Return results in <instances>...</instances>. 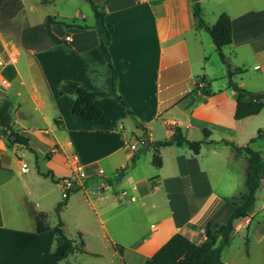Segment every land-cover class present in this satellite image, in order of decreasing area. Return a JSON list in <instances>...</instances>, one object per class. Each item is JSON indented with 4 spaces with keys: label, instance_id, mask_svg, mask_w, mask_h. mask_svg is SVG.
Masks as SVG:
<instances>
[{
    "label": "crops",
    "instance_id": "crops-1",
    "mask_svg": "<svg viewBox=\"0 0 264 264\" xmlns=\"http://www.w3.org/2000/svg\"><path fill=\"white\" fill-rule=\"evenodd\" d=\"M86 2L78 3L73 22L64 10L57 17L50 15L73 25L53 26L61 43L26 48L17 35L0 32V103L4 99L12 102L15 129L29 138L30 148L47 157L44 160L39 154L37 158L24 146L10 147L0 126V264H49L62 253L64 245L57 243L55 224L47 221L50 228L39 233L35 215L43 212L48 217L62 201L59 181L72 174L77 177L74 158L78 157L67 154H80L75 137L81 133L97 135L104 149L83 165L78 159L88 175L78 191L87 195V188L92 189L86 197L94 222L102 229L80 230L87 252L76 253L90 263L103 259V250L113 247L112 259L106 264H146L178 233L201 244L205 227L224 223L235 208L232 199L246 192L238 193L245 181L243 171L237 174L235 167L247 168L248 156L236 154L223 141L248 145L257 136L250 120L253 116L235 119L236 91L227 82V70L213 75L226 85L212 87L206 56L216 46L210 34L197 27L192 0H97L111 30L110 52L118 85L114 95L96 100L103 110L99 120L90 122L73 115L75 98L60 93L64 82H78L100 92L112 87L110 68L98 46L94 6ZM200 3L208 24H215L222 13L231 17L232 43L223 51L232 71H244L234 73L233 79L238 86L264 94V0ZM22 10L25 20H18L17 26L24 22L36 26L28 22L25 7ZM205 86L210 95L203 92ZM116 96L129 104L141 129L132 126L128 133L125 109ZM171 126H179L195 141L204 140L203 129H208L210 135L200 154L187 146L172 145L159 150L161 166L154 163L153 149L148 159L142 155L133 161L137 150H131L130 144L144 135L149 141L167 139ZM27 153L30 158L24 171ZM61 154L72 174L59 170ZM104 161L105 167L100 164ZM99 169L104 173L99 174ZM123 189L129 190L127 197L120 196ZM69 203L70 198L65 207ZM250 220L245 221L248 227ZM243 225L238 220L234 234ZM86 234L96 239L93 247Z\"/></svg>",
    "mask_w": 264,
    "mask_h": 264
},
{
    "label": "trees",
    "instance_id": "trees-1",
    "mask_svg": "<svg viewBox=\"0 0 264 264\" xmlns=\"http://www.w3.org/2000/svg\"><path fill=\"white\" fill-rule=\"evenodd\" d=\"M5 1V2H4ZM92 2V0H87ZM2 2V3H1ZM24 7L22 0H0V13L4 12L5 15L12 17L20 12ZM194 18L197 22V27L206 30L215 46L220 60L229 69V64L225 54L224 48L232 43V20L227 13H222L215 24H208L203 17V8L200 1L194 2ZM94 17L96 20L95 27L100 33L99 49L101 50L104 58L106 59L112 75V87L109 92H100L90 90L82 86L78 82L67 81L60 87V93L63 95L72 96L75 98L72 113L76 117L95 122L99 120L103 114V110L96 104V100L114 95L118 85V72L113 64L112 56L110 52V45L112 42V35L110 26L106 24L105 12L98 5L94 4L93 7ZM58 23H63L67 28L73 26L65 22L56 21L54 17L47 16L43 24L25 28L21 33V38L26 47H31L40 40V32L42 28L48 30L49 35L53 39V43H61L62 41L53 36V26ZM242 69H235L234 73H242ZM201 81H205L202 77ZM197 89L199 86L196 87ZM203 92L210 95L207 90V86L202 88ZM236 111L235 119L241 120L249 116L258 115L264 108V97H261L259 93L252 92L239 86L235 93ZM120 104L124 107L128 114L134 116L129 104L121 96L119 97ZM12 102L9 99H4L0 103V126L2 127V133L7 137L8 145L24 146L26 149L34 152L36 157H39V152L29 147V138L22 135L15 129L14 119L11 114ZM171 135L167 139L149 141L147 136H143L144 144L139 148L133 158V161L139 157L143 152L153 149L155 152L154 163L156 166H161V158L158 154L162 147L166 146H187L196 155L200 154L203 144L207 142V138L210 135V131L206 128L203 129L205 139L204 140H190L182 132L179 126H171ZM258 141H264V128L258 130L257 136L252 138L248 145L237 146L234 142L224 140L227 145H231L236 154L245 152L248 156V163L246 168L245 186L246 192L232 199L235 206L233 212L229 215L227 220L222 224H209L205 227L206 238L201 244H195L182 234L174 235L166 244H164L155 255L147 261L146 264H226L222 261V251L225 247L229 246L235 231L236 222L238 220L245 219L250 216L254 211L257 192L262 186L264 180V161L261 152L255 150L252 145ZM51 153L47 154L50 156ZM44 176H50V173H41ZM53 179V176H52ZM80 188H76L70 191L67 198L60 201L56 206V213L59 217L58 223L53 228L58 244H63L64 248L62 253L55 257L49 264H61V262L67 259L70 255L81 252L86 253V243L82 237V234H78V240L70 239L65 234L63 229V223L60 219V214L63 208L68 204L69 198L72 193H75ZM37 231L39 233L47 231L50 227L47 224V215L43 212L36 213ZM120 252L122 249L118 247Z\"/></svg>",
    "mask_w": 264,
    "mask_h": 264
},
{
    "label": "rangeland",
    "instance_id": "rangeland-1",
    "mask_svg": "<svg viewBox=\"0 0 264 264\" xmlns=\"http://www.w3.org/2000/svg\"><path fill=\"white\" fill-rule=\"evenodd\" d=\"M26 18L31 25H38L41 23L49 15H54L57 17L58 12L60 13L61 10H64L66 13V17L70 22H73L74 19L71 17L73 16V11L78 6V3L86 2L84 0H22ZM200 1V0H199ZM5 2V1H4ZM2 3V2H1ZM90 4L97 3V0H92ZM23 7V8H24ZM210 4H207V8L209 9ZM21 10L16 15L9 17L5 15L4 12L0 13V32H11L13 35H17L16 37L22 41L21 38V29L24 27H30L25 22L23 25L19 23L17 26L18 20H25V17L20 15L22 14ZM19 16V18H17ZM70 17V18H69ZM61 18V17H58ZM46 20V19H45ZM208 34V33H207ZM54 36V34H53ZM53 43L52 37L49 35L48 30L46 28H42L40 32V40L34 44H31L29 48H43ZM24 47L26 45L23 43ZM28 48V47H26ZM206 59V69L207 73L210 76L211 80L210 83L214 89H218V87L226 85L224 80H219L214 78V74L219 73L221 71L227 70V82L228 81V70L229 68L222 63L219 58V55L215 49L214 52H208ZM1 66V65H0ZM111 114L113 110H110ZM109 115V110L107 112V116ZM124 117H126V126L128 133L130 132L132 126L141 129V122L136 119V117L130 115L125 110ZM252 122V129L256 132H253V135H257L258 130L260 128H264V108L260 114L251 117ZM119 125V124H118ZM158 126H160V121L158 122ZM119 130V127H118ZM66 135H64L63 139L66 140ZM77 144L79 145L80 154L76 152H68L67 155H75L78 157L80 163L83 165L89 161L94 160L96 157H99L101 153H103V147L99 145L101 142V138L97 135H93L92 132H86V134L81 133L75 137ZM142 147V146H141ZM255 150L261 152L263 161H264V141H258L252 145ZM149 150L143 152L139 156H147V159L150 157L151 153L148 152ZM44 160H47L45 155H42L40 151H38ZM75 153V154H74ZM30 158V154L27 153V156L23 158L24 162L28 164V159ZM111 159V158H110ZM109 159V160H110ZM113 160V159H112ZM102 166L105 167V161L100 163ZM235 164V163H234ZM69 163L67 162L65 156L63 154L60 155L58 158V167L59 170L70 174L69 171ZM236 166V165H235ZM32 168H36V165L33 164ZM235 172L237 174H241V170L243 171L242 182L243 179L245 181V173L246 168L240 167L238 164L235 167ZM45 169V168H44ZM106 169V168H105ZM72 174V173H71ZM72 177H76V174H72ZM246 191V186L242 185V189L239 190L238 193H244ZM87 195L84 192H76L73 193L70 197L69 206L65 207L60 214V219L63 223V229L65 234L70 239L78 240V234L84 230H88L92 232V230L102 231L99 222H94V216L91 213V208L89 206V201L87 200L86 196L92 194V189L87 188ZM91 196V195H90ZM61 199L63 197L61 195ZM91 218H90V217ZM248 218L250 220V227L247 226L245 223ZM93 220V224H92ZM47 221H50L52 224H57L59 221V217L55 210L50 212L47 217ZM244 221V225L242 226L239 231L234 234L231 244L228 247H225L222 251V261L227 264H264V180L262 183L261 188L257 192V200L254 211L250 214L249 217L242 219ZM81 230V231H80ZM83 234V232H81ZM84 237V236H83ZM86 237L93 247L95 244V238L86 234ZM109 244V243H107ZM114 248H109L108 250H103L105 253V257L103 259H93V262H89L88 259L82 254H74L71 255L67 260H64L62 264H106V262L111 261Z\"/></svg>",
    "mask_w": 264,
    "mask_h": 264
},
{
    "label": "built area",
    "instance_id": "built-area-1",
    "mask_svg": "<svg viewBox=\"0 0 264 264\" xmlns=\"http://www.w3.org/2000/svg\"><path fill=\"white\" fill-rule=\"evenodd\" d=\"M67 40H70V37H66ZM0 65H2V62L0 61ZM122 127V126H121ZM144 139L138 140L135 143L130 144L131 150H138L139 147L143 146L144 144ZM25 154V153H23ZM75 159V171L77 173V177H68V178H63L62 180L59 181V186L61 190V195L63 199L67 198L70 194V191L76 188H81L84 187V181L88 178L87 173L84 170V167L78 162L77 158ZM22 168L24 171L28 170V164L26 162L22 163ZM99 174H103L104 171L102 169H99ZM129 195V190L128 189H123L120 191V196L121 197H127ZM131 201H135V197L132 196Z\"/></svg>",
    "mask_w": 264,
    "mask_h": 264
},
{
    "label": "water",
    "instance_id": "water-1",
    "mask_svg": "<svg viewBox=\"0 0 264 264\" xmlns=\"http://www.w3.org/2000/svg\"><path fill=\"white\" fill-rule=\"evenodd\" d=\"M193 2H197V1H199V0H192ZM93 6H94V4H93ZM228 81H229V84H230V86L232 87V89L234 90V91H236L237 90V88L239 87L238 86V84L234 81V79H233V76H232V70L231 69H229L228 70ZM260 96L261 97H264V94H260ZM117 98H119V96H116ZM233 234H234V232H233Z\"/></svg>",
    "mask_w": 264,
    "mask_h": 264
}]
</instances>
